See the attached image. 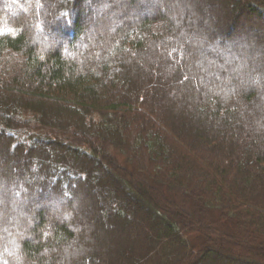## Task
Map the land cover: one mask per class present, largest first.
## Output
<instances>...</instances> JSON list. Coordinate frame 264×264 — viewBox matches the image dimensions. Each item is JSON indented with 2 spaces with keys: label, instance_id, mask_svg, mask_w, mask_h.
<instances>
[{
  "label": "trees",
  "instance_id": "16d2710c",
  "mask_svg": "<svg viewBox=\"0 0 264 264\" xmlns=\"http://www.w3.org/2000/svg\"><path fill=\"white\" fill-rule=\"evenodd\" d=\"M0 207V264H264V0H0Z\"/></svg>",
  "mask_w": 264,
  "mask_h": 264
},
{
  "label": "rangeland",
  "instance_id": "374dc122",
  "mask_svg": "<svg viewBox=\"0 0 264 264\" xmlns=\"http://www.w3.org/2000/svg\"><path fill=\"white\" fill-rule=\"evenodd\" d=\"M1 207H2V206H1ZM1 207H0V208H1Z\"/></svg>",
  "mask_w": 264,
  "mask_h": 264
}]
</instances>
